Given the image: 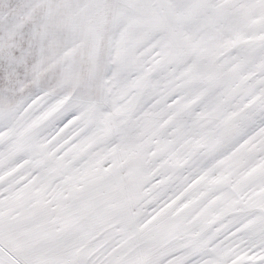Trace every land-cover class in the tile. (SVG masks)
<instances>
[{
  "label": "snow or ice",
  "instance_id": "obj_1",
  "mask_svg": "<svg viewBox=\"0 0 264 264\" xmlns=\"http://www.w3.org/2000/svg\"><path fill=\"white\" fill-rule=\"evenodd\" d=\"M0 264H264V0H0Z\"/></svg>",
  "mask_w": 264,
  "mask_h": 264
}]
</instances>
